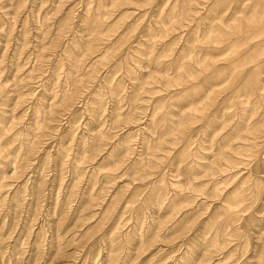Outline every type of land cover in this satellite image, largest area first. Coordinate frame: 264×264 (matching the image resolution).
Listing matches in <instances>:
<instances>
[{"label": "rangeland", "instance_id": "1", "mask_svg": "<svg viewBox=\"0 0 264 264\" xmlns=\"http://www.w3.org/2000/svg\"><path fill=\"white\" fill-rule=\"evenodd\" d=\"M0 264H264V0H0Z\"/></svg>", "mask_w": 264, "mask_h": 264}]
</instances>
